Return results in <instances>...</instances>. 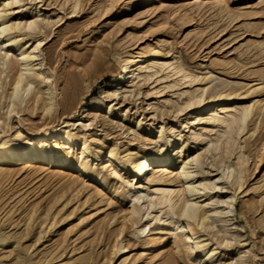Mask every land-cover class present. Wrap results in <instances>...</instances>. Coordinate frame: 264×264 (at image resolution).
<instances>
[{"label": "rangeland", "instance_id": "1", "mask_svg": "<svg viewBox=\"0 0 264 264\" xmlns=\"http://www.w3.org/2000/svg\"><path fill=\"white\" fill-rule=\"evenodd\" d=\"M138 1L0 0L6 18L34 21L33 28L21 27L19 33L29 34L23 38L27 44L41 40L47 85L58 86L63 100L52 114L21 113L24 134L58 127L62 119L80 131L79 123L87 119L80 133L97 136L89 146L92 151L104 141L132 152L152 147L172 149L174 157L197 155L193 179L216 186L198 199L207 209L218 210L216 222L210 218L213 226L198 231L197 239L214 248L212 259L264 264V0H201L198 7L195 0L185 6L178 0L145 6ZM152 48L161 55L144 59L141 64L149 66L134 71L132 81L112 85L127 56ZM200 92V103L215 95L228 100L217 110L200 107L195 116L196 106L183 107V102ZM248 101L259 114L251 112L243 130L229 134L219 122L224 108ZM215 110V118L207 119ZM16 120L13 116L12 122ZM8 134L0 132V140ZM226 138L231 144L224 148ZM4 158L9 157L0 160ZM218 161L237 163L240 178L218 180ZM124 164L118 167L121 178L106 172V185L89 179L77 186L79 191L65 188L62 196L63 180L54 170L0 174V264H80L87 254L89 264L123 259L122 264H164L172 236L168 221L174 218L149 219L141 203L137 226L110 234L120 226L131 195L123 200L117 196L131 177L132 169ZM226 195L233 196L230 211L221 201ZM156 211L150 215L161 216ZM150 236L159 237L158 251H145ZM119 239L127 251L113 256ZM194 257L175 260L195 264Z\"/></svg>", "mask_w": 264, "mask_h": 264}, {"label": "bare ground", "instance_id": "2", "mask_svg": "<svg viewBox=\"0 0 264 264\" xmlns=\"http://www.w3.org/2000/svg\"><path fill=\"white\" fill-rule=\"evenodd\" d=\"M139 1L138 6H145L155 0ZM178 1L179 6H185L191 0ZM194 3L198 7L201 0H195ZM4 8L0 4V132L9 131L10 134L0 140V157H9L0 160V174L15 173L22 169H31L32 172L37 170L52 172L54 170L58 173V178L63 180V187L60 188V194H57L62 196L65 188L76 189L80 184L83 185L86 182L89 184L87 181L89 179L92 182L94 180L102 184L107 183L106 172L110 173L113 178H121V168L118 167H123L125 163L129 169H132L131 177L126 181L125 188L119 189L117 196L123 200L126 193H131V195L129 201L127 200L128 206L122 213L120 226L110 230V234H120L123 228L136 225L143 216L141 213V203H143L145 207L143 212L149 216V219L155 218L158 221L164 216L174 218V221H168L172 236L170 235L169 238L170 246L168 244L169 247L165 250L167 256L163 259L164 264H178L175 257L181 259V255L189 258L196 255L195 264H232L231 261L212 259L215 254L214 248L206 247L204 240L197 239L195 235L198 231H204L213 226L210 218L216 222L218 213V210L207 209L203 200L198 199L207 193L206 190L216 186L202 179L199 181L193 179L192 168L198 166L199 163L197 155L189 159L179 154L174 157L171 154L172 149L153 148L152 150V147L132 152L126 148L119 150L113 145H106L104 141L92 151L89 146L96 142L97 136L80 133L88 126L87 119L79 123L80 131L69 128V121L62 119L61 122L64 124L58 127H46L34 133L24 134L22 118H20L24 111L52 114L56 107L60 108L63 105V100L58 86L52 89L47 85V68L43 64L39 49L41 40L27 44L28 40L24 41L23 38L29 34L23 37L19 33L21 27L33 28L34 21L28 20L24 23L21 21L23 23L21 24L18 20L6 18ZM160 55L161 52L158 49L152 48L150 51H141L135 56H127L121 64V73L116 80L111 82L112 85L132 81L135 78L134 71L149 66V64H141L144 59H155ZM202 92L197 96L188 97L183 102V107L196 106L195 116H199L202 112L200 107L205 108L204 106L212 105V108L217 110L221 101L228 100L226 96L215 95L208 98L209 102L200 103L203 101ZM256 100L253 99V102ZM253 102L248 101L239 106L224 108L219 122L226 132L237 134L241 129L243 130L247 117L251 116L253 111ZM261 105L263 106L262 102ZM253 108L257 112V109ZM216 110L208 113L207 119L215 118ZM85 111V107H82L81 114L83 115ZM259 111L262 110L259 109ZM13 116H16L17 120L12 122ZM170 143L175 144V139H170ZM230 144L231 138H226L224 148L229 147ZM216 169L219 170L218 180L227 181L230 177L238 179L241 175L237 163L230 165L220 161ZM94 188L100 192L99 186L94 185ZM77 190L80 189L77 188ZM221 201L223 208L230 211L233 196L226 195ZM152 210L160 211L161 216L150 215ZM148 222L143 223V226ZM143 228L138 227L136 230L140 231ZM21 235L19 233L18 237ZM158 239V236H150L144 244L145 251H158L161 248L158 246L160 243ZM113 246V256L127 251L126 242L123 239L117 240ZM89 260L90 254H87L80 260V264H89ZM123 261L124 259L119 264Z\"/></svg>", "mask_w": 264, "mask_h": 264}]
</instances>
